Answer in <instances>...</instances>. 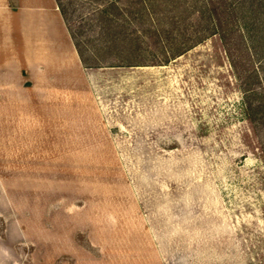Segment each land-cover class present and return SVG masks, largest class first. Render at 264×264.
I'll use <instances>...</instances> for the list:
<instances>
[{
	"label": "rangeland",
	"instance_id": "374dc122",
	"mask_svg": "<svg viewBox=\"0 0 264 264\" xmlns=\"http://www.w3.org/2000/svg\"><path fill=\"white\" fill-rule=\"evenodd\" d=\"M256 40L246 79L219 34L161 65L90 68L76 49H37L33 80L0 90V236L24 242L0 245V264H43L27 237L45 228L89 248L105 226L164 264H264Z\"/></svg>",
	"mask_w": 264,
	"mask_h": 264
},
{
	"label": "trees",
	"instance_id": "16d2710c",
	"mask_svg": "<svg viewBox=\"0 0 264 264\" xmlns=\"http://www.w3.org/2000/svg\"><path fill=\"white\" fill-rule=\"evenodd\" d=\"M55 1L84 67L166 64L219 34L235 75L257 73L264 0Z\"/></svg>",
	"mask_w": 264,
	"mask_h": 264
},
{
	"label": "crops",
	"instance_id": "0c3cea01",
	"mask_svg": "<svg viewBox=\"0 0 264 264\" xmlns=\"http://www.w3.org/2000/svg\"><path fill=\"white\" fill-rule=\"evenodd\" d=\"M48 46L61 52L70 49L76 60L75 46L55 0H0V90L18 89L21 77L32 81L37 65L35 51ZM38 57L41 65L51 60L47 53ZM20 228L16 229L18 235ZM45 230L38 239L27 237V244L36 249L44 245L40 258L32 256L43 264H164L156 252L141 253L140 245L110 236L113 229L109 226L93 231L97 236L91 237L89 248L70 237L68 228ZM5 242L0 236V245H24L22 238Z\"/></svg>",
	"mask_w": 264,
	"mask_h": 264
}]
</instances>
